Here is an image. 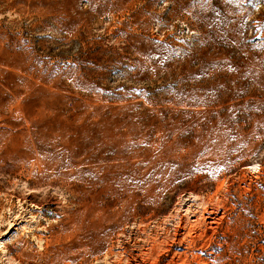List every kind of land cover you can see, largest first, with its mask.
<instances>
[{"label": "rangeland", "instance_id": "1", "mask_svg": "<svg viewBox=\"0 0 264 264\" xmlns=\"http://www.w3.org/2000/svg\"><path fill=\"white\" fill-rule=\"evenodd\" d=\"M12 1L0 0V264H100L76 248L96 203L126 217L136 201L151 232L202 210L189 189L202 196L223 179L239 209L254 198L240 195L243 176L248 194L264 188L251 168L264 164V0ZM13 76L15 89L3 83ZM149 112L164 115L136 129ZM90 163L102 166L97 195L37 165ZM254 221L249 251L264 254ZM116 224L135 247L139 220Z\"/></svg>", "mask_w": 264, "mask_h": 264}, {"label": "bare ground", "instance_id": "2", "mask_svg": "<svg viewBox=\"0 0 264 264\" xmlns=\"http://www.w3.org/2000/svg\"><path fill=\"white\" fill-rule=\"evenodd\" d=\"M12 2H14V4H15L16 0H13ZM18 2H19V0H18ZM236 2H237V0H236ZM15 7H16V5H15ZM226 28H228V26H226ZM230 28H232V27H230ZM14 54H15V52H14ZM6 56H8V55H6ZM3 57H4V55L2 54V51L0 49V64H2L4 62ZM5 64H6V62H5ZM7 64H9V62ZM217 73H218V71H217ZM248 76L249 75H247V77ZM0 77H3V74L1 73V71H0ZM15 78H14V76H13V78L6 77V78H4L3 83H6V85H8L9 87L12 86L15 89V86L17 83ZM217 78H218V76H217ZM214 80L216 81V79H214ZM217 86H219V84H217ZM223 87L224 86H222V88ZM207 88L208 87H206V91H207ZM218 88H217V90H218ZM222 88H221V90H222ZM210 89H211V87H210ZM215 89H216V87H215ZM14 91H15V93H13V94H16V90H14ZM14 91H12V92H14ZM196 92H198V91H196ZM201 92H202V90H201ZM208 92L209 91H207V93ZM219 93H221V92H219ZM183 94H184V91H183ZM189 94H191V92ZM207 95H209V94H207ZM207 95L205 97H207ZM221 95H222V93H221ZM221 95H220V97H221ZM223 97H224V93H223L222 98H220V101L223 99ZM191 98H193V97H191ZM1 99H2V94L0 93V101H1ZM209 100L210 99H208L207 101H209ZM216 100H217V102H219L218 99H216ZM204 103L205 102H203L202 104H204ZM212 105L214 106V104H212ZM216 106H217V104H216ZM261 108H263V107H261ZM208 109H210V108H208ZM185 111H187V110H185ZM206 111H208V110H206ZM195 113H196V111H195ZM261 114H263V112ZM161 115H164V114L162 112H156V113L149 112V113H146L139 118L134 117L138 121V123H136V129L139 127L146 126L145 125L146 123L150 122L151 120H153L157 116H161ZM180 115L182 117L183 113H180ZM189 115H191V114L189 113ZM206 115H207V113H206ZM174 116H175V114H174ZM257 116L259 118V115H257ZM131 120L133 121V119H131ZM121 121H122V119H121ZM132 121H129L126 119L120 123V126L124 125L127 129H129V128L133 127ZM262 124H263V122H262ZM259 127H260V125H259ZM252 129H253V127H252ZM260 130L262 131V128ZM257 131L259 132V129ZM99 140H100V144L106 143V139L104 138L103 135H100ZM95 145H97V144H95ZM104 148H105V145H104ZM107 148H108V146H107ZM89 156L92 158L96 157L94 155H92V156L89 155ZM89 156L87 158H89ZM91 162H92V160H91ZM37 165H38L39 172H43L44 174L46 173V171L44 172L43 170L52 169V171H53L54 168H60L61 167L62 171L60 173H58L59 176L65 177V178H70V179L74 178V177H79V178L81 177L82 179H84L88 182V184H89L88 188H90L92 190L91 193H94L97 195L98 191L100 190V188L98 190L99 185H97L98 184L97 179H98V173H100L102 170L101 164H91L90 163V164H37ZM82 165H85L87 167H85L83 169L80 167ZM123 165H125V164H123ZM211 166H212L213 170H215L217 167L215 164H211ZM76 167L78 169H75ZM187 167H188V165L186 166V164H181L182 170L187 169ZM251 168L257 170V172L254 174V177L259 179L262 182L261 184L264 185V164L259 165V164L255 163L251 166ZM113 169H115V168H113ZM110 171H111V168H110ZM56 172L57 171H55V173ZM222 172H223V170H222ZM108 174H106V175H108ZM202 175H203V173H202ZM112 176L110 175V178H112ZM57 177L58 176H56V178ZM239 177H241V176H239ZM246 177L243 176L242 179L240 180V183L243 184L242 187H241V185H238V184H236V185H238L237 188L239 189L240 195L245 194L246 198H251L253 195L254 198L252 199V202H248L247 199L241 198L240 199V201H241L240 205L241 206L239 207V205H237L239 207V209H237L235 204L232 203L228 198V196H229L228 194L231 191L230 189H232L233 184L225 185L226 188L224 189L222 186L224 185L223 182H225V181H223V179H221L223 182L221 181L222 183L220 182V184L217 185L216 189H214L213 192L212 191H211V193L207 192L206 194L203 193L202 196L199 194H196V193H198L196 190L189 189V190H191L190 193L193 195L195 200H197V202L202 206V210L200 212H198V213L195 212V213L191 214L190 213L191 211L188 212V210H189L188 208H190V207L186 208V214H185V212H184V214H181L180 212H175V214L171 216V218L173 220L175 219L174 220L175 223L172 227H166L165 225L163 226L161 224L156 228L154 227L155 229L153 231L151 230V232H148L149 224L147 222V217L141 213L142 211L139 208L136 201L132 202L133 203L132 210L126 217H123L121 215V213H120L121 211L120 212L114 211L112 208L113 205L109 202H107V203H103V202L101 203L100 202L98 204L96 203L95 207L88 214L89 215L88 217H90V219L87 220L86 228L81 232V235L79 236V239H78L79 242L77 244L75 242L76 248L77 249H84V250H86V248L94 249V251H93L95 253L94 259L96 260V262L98 261V263H100V264H264V254L262 253V251L258 250V248H261V245L258 248L255 247V248H252L251 251H249V245L253 241L252 240L253 232L251 230V228H252L251 224L253 223L255 218L259 222H262V223L264 222V210H263L262 214L258 213L259 212L258 207H261V205L264 206V188H262V185H256V188H258V187H261V188L257 189L256 191L254 190L255 191L254 194H252V193L248 194L249 192H252L251 191L252 190V188H251L252 187V184H251L252 180L247 179ZM40 178L41 179H37L39 181H37L33 184L34 185L43 184L45 182V180H47L45 177L40 176ZM227 178L228 177H226V179ZM57 179H59V178H57ZM104 179H106V177H104ZM214 179H216V178H214ZM178 180H180V179H178ZM99 182H101V181H99ZM237 183H238V181H237ZM101 184H102V182H101ZM34 185L32 188H35ZM82 185L83 184L81 183V185H79L78 187L85 189L84 188L85 186L82 187ZM106 186H108V185H106ZM176 186H178V184ZM193 187H195V186H193ZM209 190H210V188H209ZM201 191H200V194H201ZM134 194H136V193L134 192ZM141 199H144V198H141ZM36 203H35V205H36ZM182 206H183V204H182ZM208 207L210 208V210ZM221 209H222V211H221V213H219ZM137 219L139 220V227H138L139 230H138L137 236L140 239V241L136 244L135 247L126 248V247L121 245V240H120V234L124 233V230H120L119 226L116 223L120 222V221H124L125 224H129L131 220H133L134 223H136ZM151 220H152V218H151ZM258 221H256V222H258ZM114 223H115V225H114ZM262 250H264V249H262Z\"/></svg>", "mask_w": 264, "mask_h": 264}]
</instances>
